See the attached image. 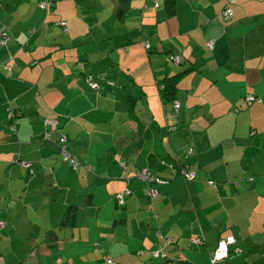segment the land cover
<instances>
[{"label":"crops","instance_id":"obj_1","mask_svg":"<svg viewBox=\"0 0 264 264\" xmlns=\"http://www.w3.org/2000/svg\"><path fill=\"white\" fill-rule=\"evenodd\" d=\"M4 36L0 264H264V0H0Z\"/></svg>","mask_w":264,"mask_h":264},{"label":"built area","instance_id":"obj_2","mask_svg":"<svg viewBox=\"0 0 264 264\" xmlns=\"http://www.w3.org/2000/svg\"><path fill=\"white\" fill-rule=\"evenodd\" d=\"M40 6L43 9H48L47 8L48 4H46V3L41 4ZM232 16H233V12H232V9H230V8L226 9L223 12V17L225 19H230ZM6 38L7 37L4 36L3 40L0 43L4 44L5 43L4 40ZM208 47L210 49H213L214 48V41H209L208 42ZM177 61L179 62L180 60L177 59ZM7 69H9V68H7ZM93 87L95 89L97 88L96 85H93ZM247 101H248V103H252V102H261L262 100L257 98V97H254V96H248L247 97ZM178 106L179 105H177V107ZM61 140L63 142H66V137L63 136L61 138ZM62 152H63L64 159L66 161H68L74 167L78 166V163L76 162V160L73 157H71V155L67 151H65V149H63ZM181 172L186 178H192L194 176L193 174L188 173L187 170H182ZM133 177L138 179V180H141V181L147 183V185H148V197H149V200H150V208L153 209V207H152L153 206V202L159 196V191L156 189L155 186L163 184L165 181H163L162 179H160L158 177H155V176L151 175L150 172L147 169H136L134 171ZM211 184L213 185L212 182H211ZM130 194H131V192L129 190H127V191H125L123 193H118L116 195V200L118 201L120 206H124L125 205V203H126L125 197L127 195H130ZM5 226H6V222L0 220V230L5 228ZM195 242L197 244H201L199 240H196ZM233 243H235V239L234 238H229L228 240L221 242L219 247H218V250L216 251V254H215V257H214V261H219V260L226 259L228 257L229 246L232 245ZM163 256H164V254H163ZM106 262H107V264H115V262L112 259H110L109 257L106 259Z\"/></svg>","mask_w":264,"mask_h":264},{"label":"trees","instance_id":"obj_3","mask_svg":"<svg viewBox=\"0 0 264 264\" xmlns=\"http://www.w3.org/2000/svg\"><path fill=\"white\" fill-rule=\"evenodd\" d=\"M42 4H44V3H42ZM46 4H48V7L47 8H49L50 6H51V3L50 2H46ZM228 8H230V7H227V8H225V10L226 9H228ZM231 9V8H230ZM224 10V11H225ZM232 18V17H231ZM230 18V19H231ZM225 19V18H224ZM230 19H225V20H230ZM183 75V74H182ZM179 77L177 76V77H174V78H169V79H167V80H165V81H163V86H162V88H161V92H162V97H163V99L166 101V102H172V101H174V99H175V96H176V93H177V90H178V88H177V79H178ZM92 80L91 79H89L88 80V83L90 84V86L93 88V89H95L94 87H93V85H96L97 86V88L95 89L96 91H99V86L97 85V84H95V83H93V81L91 82ZM12 118V117H11ZM61 149V148H60ZM63 149H65V151H66V146H64L62 149H61V153H62V155H63V152H62V150ZM64 157V156H63ZM66 219H64V223H66V224H73L74 223V220H75V212H74V210H72V209H69L67 212H66V217H65ZM1 221H5L6 222V226H5V228H3L2 230H0V233L2 232V231H4L6 228H7V226H8V222L6 221V220H1ZM231 254H232V250L229 248V250H228V257L229 256H231ZM169 263L170 264H194V263H192L191 261H189V260H187V259H173V260H171V261H169Z\"/></svg>","mask_w":264,"mask_h":264},{"label":"rangeland","instance_id":"obj_4","mask_svg":"<svg viewBox=\"0 0 264 264\" xmlns=\"http://www.w3.org/2000/svg\"><path fill=\"white\" fill-rule=\"evenodd\" d=\"M161 261H163V264H166L164 260H161Z\"/></svg>","mask_w":264,"mask_h":264}]
</instances>
